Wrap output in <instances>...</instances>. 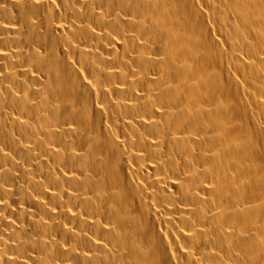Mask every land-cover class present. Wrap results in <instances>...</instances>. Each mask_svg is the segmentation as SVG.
<instances>
[{
    "label": "bare ground",
    "instance_id": "6f19581e",
    "mask_svg": "<svg viewBox=\"0 0 264 264\" xmlns=\"http://www.w3.org/2000/svg\"><path fill=\"white\" fill-rule=\"evenodd\" d=\"M0 264H264V0H0Z\"/></svg>",
    "mask_w": 264,
    "mask_h": 264
}]
</instances>
